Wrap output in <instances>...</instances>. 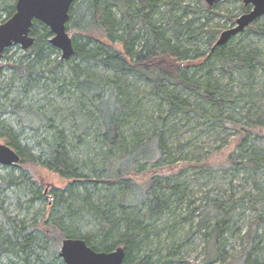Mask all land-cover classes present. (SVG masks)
<instances>
[{
	"label": "trees",
	"instance_id": "1",
	"mask_svg": "<svg viewBox=\"0 0 264 264\" xmlns=\"http://www.w3.org/2000/svg\"><path fill=\"white\" fill-rule=\"evenodd\" d=\"M164 2L168 3L74 1L67 29L74 35L75 53L48 71L59 92L69 85L72 95L78 93L79 108H67L59 123L56 117L64 109L61 106L24 105L21 98L9 103L10 111L19 112L36 135L46 130V136L37 141L39 154L21 144L20 133L0 113V137L20 154L19 163L42 165L71 180L67 187L53 189L43 225L4 212L9 227H0V264H65L59 259V245L66 238H84L100 251L122 246L126 264H168L181 242L176 243L175 234L171 236V250L165 256L161 248L155 250L154 237L178 221H192L195 213L196 228L204 229L209 237L201 264H264L259 254L263 215L252 222L240 255L226 259L222 242L231 219L229 211L209 197L202 206L192 202L183 171L176 169L200 161L180 164L175 152L183 144L174 146L176 130L171 126L172 119L188 112L207 121L227 113L230 120L244 101L245 115L253 118V126L235 153L229 154L227 167L263 173L264 155L250 142L252 131L264 126L251 114L256 106L257 75L264 72L263 53L244 39L237 42L240 33L216 45L214 32L207 38L208 48L199 47L195 19L178 15L176 2L169 10L163 9ZM16 3L0 0V23L15 13ZM200 4L201 10H212L205 0ZM244 8L246 12L251 9L247 4ZM251 30L264 35V20ZM31 34L36 40L24 54L29 61L15 65L25 94L46 77L42 70L46 51L57 50L48 41L51 29L42 21L34 19ZM57 68L65 75L56 77ZM141 77H147L153 91L141 90L135 83ZM69 116L71 130L64 124ZM216 151L210 150L203 160L205 167L218 165L212 162L214 158L210 160ZM22 165L19 175L14 173L18 165H3L11 173L0 189L14 185L22 192L32 191L34 179ZM32 193L31 201L41 195L38 188ZM184 210L189 213L183 216ZM86 218L94 223L95 232L79 229Z\"/></svg>",
	"mask_w": 264,
	"mask_h": 264
},
{
	"label": "rangeland",
	"instance_id": "2",
	"mask_svg": "<svg viewBox=\"0 0 264 264\" xmlns=\"http://www.w3.org/2000/svg\"><path fill=\"white\" fill-rule=\"evenodd\" d=\"M163 1H168V3H163V9L169 10L176 2L175 9L178 15L184 16L185 19H195L193 26L196 29L195 31L200 33L197 44L201 48L207 46L206 42L210 34L215 32L217 38H219L222 31L235 26L237 18L247 11L244 8L246 5L244 0H224L213 6L212 10H201L200 0ZM187 5L191 7L185 8ZM247 5L252 8L251 4ZM263 20L264 17H261L249 25L245 31L240 32L237 42L240 38L244 39L243 42L259 48L264 56V35L251 30L252 26L262 24ZM69 33L74 37L72 32L69 31ZM30 49L31 47L24 49L20 44H14L9 47L7 52H4L0 59V113L20 133L21 144L39 154L40 146L37 141L46 136V130L41 129L36 135L32 128L22 120L19 112L10 111L11 106L9 103L11 99L21 98L24 105L48 104V106H51L53 104L54 106L55 104L61 106L64 111L62 110L61 114L58 112L56 117L58 122H61L62 116L68 113L67 108L77 109L81 103L77 98L78 93L71 94L72 91L74 92L72 87L70 88L68 85L67 89L64 88L59 92L51 82L54 75L48 69L50 70V67L54 68L58 60H62V51L59 48L54 51L50 49L46 51L47 61L43 62V67L41 66L42 70H45L46 77L41 79V82L29 93H24L22 78L19 77L15 65L29 61V58L24 57V54ZM57 71L56 77L58 78L66 73L65 70L64 73L59 68H57ZM257 76V85H255L257 90L256 106L251 114H255L254 117L264 123V72L260 71ZM44 83L47 85H44ZM135 83L140 86L141 90L153 91V85L147 80V77H141ZM235 88H238V86ZM149 98H151V94ZM244 104V101L240 103L236 112L232 113L234 115H230V120H227V113H223L224 118L218 116L215 120L209 119L207 121L202 116L188 112L183 118L172 119L174 122L171 123V126H174L176 130L175 138H173L174 142L172 141L175 143L174 146L176 145L178 148L180 144L178 146L177 144L179 142L181 145L183 144V149L178 148V151L175 152L180 164H197L200 161L198 165H193V167L185 168L186 166L183 165L176 169V171L179 169L183 171L182 179L186 180L190 199L195 205L202 206L208 201V197L213 198L218 203L223 204V208L229 211L228 214L231 219L222 242V248L228 256L226 259L240 255L249 241L252 222L255 218L261 215L264 216V166H262L263 173L252 170L247 171L245 168L233 169L230 166L227 167L229 154L235 153L236 147L243 140L246 130H250L253 126V118L249 119L245 115V108L247 107ZM64 124L67 125L68 130L72 129L70 116L67 117V120L64 118ZM252 132L255 133L251 135L250 142L257 147L260 154L264 155V126L256 127ZM1 143H5L2 137H0ZM214 148L217 151L213 157H210V160L214 158L212 162L216 161L215 163L218 165L205 167L203 160L209 156L210 150ZM19 165H22V163L15 166L14 170L17 175L22 171ZM22 166L28 168L32 174L35 182L31 188L32 191L38 188L41 195L31 201L34 194L30 190L22 192L19 187L14 185L2 187L0 189V202H2L3 208H0V227H9L4 213L7 211L12 216L25 218L29 223L37 221L43 225L49 215L53 189L65 188L71 182L70 179L42 165L27 163ZM10 170L0 165V184H5L3 180L10 175ZM255 183L258 184V187ZM22 186H26V183H23ZM188 213L189 210H184L183 216ZM197 214L195 213L191 218L192 221H178L173 227L162 231L158 237H154L155 250L161 248L165 256L171 250L169 246L172 243L171 236L175 234L178 239L176 243L181 242V245L177 247L176 256L168 264L202 263L205 253L208 251L209 237L204 229L196 228ZM78 226L83 233H93L96 230L94 223L87 218L81 221ZM259 229L261 246L259 254L264 258V219ZM61 246L62 243L59 245V253ZM59 259L63 261L61 256Z\"/></svg>",
	"mask_w": 264,
	"mask_h": 264
},
{
	"label": "water",
	"instance_id": "3",
	"mask_svg": "<svg viewBox=\"0 0 264 264\" xmlns=\"http://www.w3.org/2000/svg\"><path fill=\"white\" fill-rule=\"evenodd\" d=\"M75 0H17L15 13L0 23V59L4 51L14 44L24 49L33 46L36 38L31 34L34 19L49 26L53 36L51 44L61 49L62 58L69 59L75 53L73 38L67 24ZM210 6L224 0H205ZM251 4L250 11L236 20V25L220 34L216 45L225 44L231 37L245 30L257 18L264 16V0H245ZM20 154L7 143L0 144V165H18ZM126 251L122 246L110 251L95 250L84 238L63 240L60 256L65 264H124Z\"/></svg>",
	"mask_w": 264,
	"mask_h": 264
},
{
	"label": "bare ground",
	"instance_id": "4",
	"mask_svg": "<svg viewBox=\"0 0 264 264\" xmlns=\"http://www.w3.org/2000/svg\"><path fill=\"white\" fill-rule=\"evenodd\" d=\"M244 1H245V0H244ZM205 2H206V1H205ZM219 3H220V2H219ZM217 4H218V3H217ZM215 5H216V4H215ZM215 5H214V6H215ZM249 11H250V10H249ZM245 13H246V12H245ZM263 17H264V16H263ZM259 18H261V17H259ZM259 18H257V19H259ZM257 19H256V20H257ZM256 20H255V21H256ZM255 21H254V22H255ZM250 25H251V24H250ZM243 31H244V30H243ZM241 32H242V31H241ZM62 59H63V58H62Z\"/></svg>",
	"mask_w": 264,
	"mask_h": 264
},
{
	"label": "flooded vegetation",
	"instance_id": "5",
	"mask_svg": "<svg viewBox=\"0 0 264 264\" xmlns=\"http://www.w3.org/2000/svg\"><path fill=\"white\" fill-rule=\"evenodd\" d=\"M125 256H126V255H125ZM124 264H126V263H125V259H124Z\"/></svg>",
	"mask_w": 264,
	"mask_h": 264
}]
</instances>
